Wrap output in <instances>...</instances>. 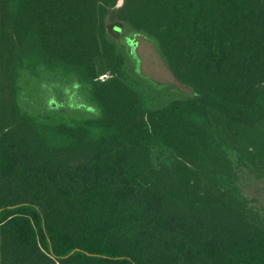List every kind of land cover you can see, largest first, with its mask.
<instances>
[{
	"label": "trees",
	"instance_id": "16d2710c",
	"mask_svg": "<svg viewBox=\"0 0 264 264\" xmlns=\"http://www.w3.org/2000/svg\"><path fill=\"white\" fill-rule=\"evenodd\" d=\"M118 2L0 0V264H264L239 185L264 179V0ZM124 28L190 93L130 67Z\"/></svg>",
	"mask_w": 264,
	"mask_h": 264
},
{
	"label": "rangeland",
	"instance_id": "374dc122",
	"mask_svg": "<svg viewBox=\"0 0 264 264\" xmlns=\"http://www.w3.org/2000/svg\"><path fill=\"white\" fill-rule=\"evenodd\" d=\"M120 2L121 0H119L118 4H120ZM116 39L122 49L127 50L130 57L128 58L130 67L135 68L136 66L137 70H139L146 77L156 82L167 83L175 87L179 93H190L188 87L182 85L174 78L156 47L149 39L133 33V31L129 28H124L122 34H118ZM25 84L26 85H24V87L27 89V82H25ZM39 88L40 87L38 86L35 90L36 92H32V100L34 103H37L39 96H41ZM81 90L82 89L78 90L75 85H67L55 81L51 82L47 86L48 92L46 95H48L49 103H53L55 106H58L64 101L67 109L65 107L64 108L69 113L83 114L84 116L87 114L85 113L87 110L80 105V103L83 102ZM239 173V185L242 192L247 197L256 199L255 204L264 209V179L255 178L246 168H239Z\"/></svg>",
	"mask_w": 264,
	"mask_h": 264
}]
</instances>
